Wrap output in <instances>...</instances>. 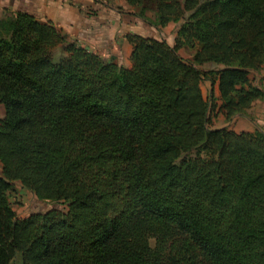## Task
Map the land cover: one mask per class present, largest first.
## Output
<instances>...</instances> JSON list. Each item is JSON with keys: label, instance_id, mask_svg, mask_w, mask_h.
<instances>
[{"label": "trees", "instance_id": "16d2710c", "mask_svg": "<svg viewBox=\"0 0 264 264\" xmlns=\"http://www.w3.org/2000/svg\"><path fill=\"white\" fill-rule=\"evenodd\" d=\"M123 1L179 24L174 46L128 35L126 68L0 18V264H264V135L210 129L201 88L228 122L264 98V0ZM14 183L65 211L17 219Z\"/></svg>", "mask_w": 264, "mask_h": 264}, {"label": "rangeland", "instance_id": "374dc122", "mask_svg": "<svg viewBox=\"0 0 264 264\" xmlns=\"http://www.w3.org/2000/svg\"><path fill=\"white\" fill-rule=\"evenodd\" d=\"M77 2V0H74ZM17 9L19 5L13 4ZM94 5L89 12H92L88 18L90 24H100L99 28V40L98 44L94 45L91 40L95 37L85 34L83 39L88 38V43L94 45L93 49L97 50L96 54L107 62H115L123 67L130 68L132 66L131 50L132 46L127 44L125 37L128 35H141L143 37L153 38L156 40L165 41L170 46H174L176 35L179 29V24L171 23L166 27H159L156 24V12L152 5H147V9L143 10L142 7L128 6L123 0H94ZM23 9V8H21ZM12 12H24L12 9H1L0 18L4 13ZM31 13L34 17L42 23L51 22L54 26L57 25L56 21L52 18L41 16L40 9H31ZM96 19V20H95ZM56 27V26H55ZM93 27V26H92ZM57 28V27H56ZM58 29V28H57ZM59 30V29H58ZM61 31V30H60ZM62 34L66 37L67 41L73 42L79 45L77 38H71L67 36L63 31ZM90 47V46H89ZM193 50L184 48L179 52V56L185 60H191ZM250 80L254 87L258 88L264 93V65L258 73H252ZM203 95L206 99L211 100L214 110L210 112V129H222L234 131L237 134L247 133L250 129L264 135V98L259 100L257 106H254L253 111L249 110L242 116H236L231 121H227L226 118L219 113L221 106L220 93L218 87L215 86L212 90L209 82L205 81L201 85ZM251 111V112H250ZM5 115V109L0 105V119ZM251 126V127H250ZM1 172V165H0ZM8 201L16 214L17 219H24L33 214L45 213L51 209H58L65 211L66 207L63 204H53L49 202L39 201L34 194L30 191L23 189L19 183H14L11 191L8 193ZM148 240V247L150 251L156 255L159 254V248L157 236ZM159 239V238H158Z\"/></svg>", "mask_w": 264, "mask_h": 264}, {"label": "crops", "instance_id": "0c3cea01", "mask_svg": "<svg viewBox=\"0 0 264 264\" xmlns=\"http://www.w3.org/2000/svg\"><path fill=\"white\" fill-rule=\"evenodd\" d=\"M16 3L20 6L19 9H17L13 5V4L16 5ZM93 6H95L94 0H77V2H75L74 0H0V10L1 9H12L14 11L19 10L33 15L31 13L32 8L40 9V11L42 12L40 14L41 16H46L55 20L57 23V25L55 26L59 30L63 31L67 36H72L71 38L76 37L77 40L79 39L78 43L81 47L93 53H96L97 50H94L93 46L99 43L98 40H99L100 24L96 23L93 25H86L84 23L86 21L87 24H90V20L88 18L91 19L89 15L92 12H89L88 10H91ZM85 34H89L91 36L95 34V37L92 38L91 40L85 38L87 40L85 41L83 39V36L85 37ZM88 40L94 43V45L88 43ZM127 44L129 43L127 42ZM131 55H132V50H131ZM258 102L259 100H257L249 110L253 111L254 106H257ZM253 132L254 131H251L250 129L247 130V133H253Z\"/></svg>", "mask_w": 264, "mask_h": 264}]
</instances>
